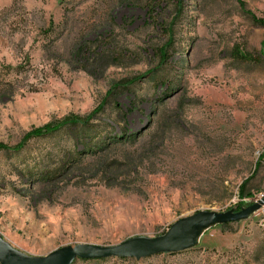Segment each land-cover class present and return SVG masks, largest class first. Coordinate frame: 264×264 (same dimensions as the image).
I'll use <instances>...</instances> for the list:
<instances>
[{
  "label": "rangeland",
  "instance_id": "1",
  "mask_svg": "<svg viewBox=\"0 0 264 264\" xmlns=\"http://www.w3.org/2000/svg\"><path fill=\"white\" fill-rule=\"evenodd\" d=\"M264 0H0V232L44 255L264 193ZM260 165L256 170L257 161ZM248 179L244 194L242 183ZM250 192V194H248ZM264 210L199 243L73 264H264Z\"/></svg>",
  "mask_w": 264,
  "mask_h": 264
},
{
  "label": "water",
  "instance_id": "2",
  "mask_svg": "<svg viewBox=\"0 0 264 264\" xmlns=\"http://www.w3.org/2000/svg\"><path fill=\"white\" fill-rule=\"evenodd\" d=\"M264 204V197L236 209H202L175 220L162 234L128 236L118 243L78 242L34 255L21 250L0 232V264H73L78 258L132 257L141 259L161 252H176L197 245L211 227L250 217Z\"/></svg>",
  "mask_w": 264,
  "mask_h": 264
},
{
  "label": "trees",
  "instance_id": "3",
  "mask_svg": "<svg viewBox=\"0 0 264 264\" xmlns=\"http://www.w3.org/2000/svg\"><path fill=\"white\" fill-rule=\"evenodd\" d=\"M257 21L264 24V20L257 19ZM101 108H102V104H100L99 107H97L94 111H92L88 115H85V116L77 115V114L69 115V116H66L65 118H63L62 120L52 121V122H48L46 124L37 126L34 129L27 132L23 136V138L15 146L11 147L10 145L7 146L5 144L0 143V147H4L7 149L12 148L15 150H19L25 146V144L28 142L29 139H31L33 137L52 134L56 131L63 129L66 126H69V125H73V126L86 125L90 122V120L95 115V113L98 112ZM262 156H264V153L262 154ZM259 165H260V159L257 161L256 170L258 169ZM247 182H248V179L242 183L240 194H244L245 186H246ZM248 194H250V192H248ZM243 205H244V202H240L237 206H235V208L239 209ZM226 223H228V222H226ZM226 223H223V224H226ZM80 259H82V260H94V259H98V258H80Z\"/></svg>",
  "mask_w": 264,
  "mask_h": 264
},
{
  "label": "built area",
  "instance_id": "4",
  "mask_svg": "<svg viewBox=\"0 0 264 264\" xmlns=\"http://www.w3.org/2000/svg\"><path fill=\"white\" fill-rule=\"evenodd\" d=\"M264 197V193H259V194H257V195H255V196H252V197H248L247 199L248 200H260L261 198H263ZM264 210V204L262 205V207L259 209V210ZM261 223L264 225V216L261 218Z\"/></svg>",
  "mask_w": 264,
  "mask_h": 264
}]
</instances>
